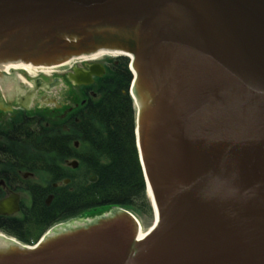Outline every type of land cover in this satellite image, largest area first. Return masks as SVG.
Here are the masks:
<instances>
[{
	"label": "water",
	"instance_id": "1",
	"mask_svg": "<svg viewBox=\"0 0 264 264\" xmlns=\"http://www.w3.org/2000/svg\"><path fill=\"white\" fill-rule=\"evenodd\" d=\"M102 50L132 59L154 223L113 207L0 237V264H264V0H0L5 71Z\"/></svg>",
	"mask_w": 264,
	"mask_h": 264
},
{
	"label": "flooded vegetation",
	"instance_id": "2",
	"mask_svg": "<svg viewBox=\"0 0 264 264\" xmlns=\"http://www.w3.org/2000/svg\"><path fill=\"white\" fill-rule=\"evenodd\" d=\"M95 52L69 57L51 76L5 71L0 65V237L35 243L96 209L79 210L72 200L80 186L96 181H90L95 175L80 170L77 159L74 167L70 158L39 154L45 144L42 128L52 134L79 130L80 116L99 97L100 84L132 63L121 51L89 58ZM90 71L101 74H91L88 84L77 82L87 80L79 75ZM72 143L79 148L78 139Z\"/></svg>",
	"mask_w": 264,
	"mask_h": 264
},
{
	"label": "trees",
	"instance_id": "3",
	"mask_svg": "<svg viewBox=\"0 0 264 264\" xmlns=\"http://www.w3.org/2000/svg\"><path fill=\"white\" fill-rule=\"evenodd\" d=\"M131 78L125 62L124 68L104 80L99 97L85 106L79 130L55 134L47 128L41 130L45 144L39 148L40 155L77 159L80 170L97 177L95 182L80 186L73 196L79 210L96 208L83 217L102 214L113 206L153 216L135 144ZM74 139L79 140V148L72 143Z\"/></svg>",
	"mask_w": 264,
	"mask_h": 264
},
{
	"label": "bare ground",
	"instance_id": "4",
	"mask_svg": "<svg viewBox=\"0 0 264 264\" xmlns=\"http://www.w3.org/2000/svg\"><path fill=\"white\" fill-rule=\"evenodd\" d=\"M120 54L123 55V53L117 52V51L102 50V56L103 55L116 56V55H120ZM124 55H126V54H124ZM99 57H101V55H91V57H89V58L97 59ZM42 68H45V67H42ZM130 69H131V71L133 73V76H134L135 72H134V69L132 67V64L130 65ZM44 70H46V69H44ZM18 71H26V72H29V73L33 74L35 72V66H33V64L19 62L18 63ZM132 96H133L134 105L136 107L137 106V104L135 103L136 102V98H135V95H134L133 92H132ZM155 216H154V220H155ZM154 220H153V223H154ZM153 223H152V225H153ZM152 225L150 227H148L147 229L143 230V227H142L141 223L139 222V228L137 229L136 233L140 234V235L147 236L148 230L152 227Z\"/></svg>",
	"mask_w": 264,
	"mask_h": 264
},
{
	"label": "rangeland",
	"instance_id": "5",
	"mask_svg": "<svg viewBox=\"0 0 264 264\" xmlns=\"http://www.w3.org/2000/svg\"><path fill=\"white\" fill-rule=\"evenodd\" d=\"M134 214L136 215V217L140 221V223H141V225L143 227V230L147 229L148 227H150L152 225L153 220H154V217L153 216L152 217H149V216L144 215V214H140V215H138L136 213H134Z\"/></svg>",
	"mask_w": 264,
	"mask_h": 264
}]
</instances>
